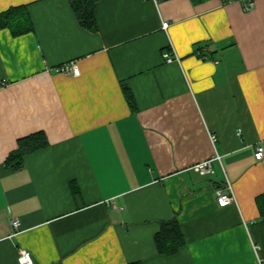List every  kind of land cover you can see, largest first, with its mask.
<instances>
[{
  "label": "crops",
  "instance_id": "obj_1",
  "mask_svg": "<svg viewBox=\"0 0 264 264\" xmlns=\"http://www.w3.org/2000/svg\"><path fill=\"white\" fill-rule=\"evenodd\" d=\"M70 1L0 0L34 26L0 30V264L21 248L34 264L264 258V0H99L96 31ZM38 131L49 144L8 164ZM216 155L213 174L193 169ZM227 180L237 203L220 206ZM175 217L186 244L166 256L155 235Z\"/></svg>",
  "mask_w": 264,
  "mask_h": 264
},
{
  "label": "trees",
  "instance_id": "obj_2",
  "mask_svg": "<svg viewBox=\"0 0 264 264\" xmlns=\"http://www.w3.org/2000/svg\"><path fill=\"white\" fill-rule=\"evenodd\" d=\"M99 0H71V6L80 24L91 30H98L96 18V5ZM206 0H192L198 4ZM10 29L15 36L26 34L34 30L33 22L25 5L12 6L0 12V30ZM205 44H199L196 51L204 59L210 58V54L203 52ZM127 99L132 109H135L134 97L130 91H126ZM49 144L48 137L44 131H38L18 140V147L9 156L7 163L19 167L27 154L45 148ZM261 218L264 220V193L256 198ZM157 249L160 254L172 256L179 252L180 248L186 244L185 235L181 229L178 218L161 222V228L155 235ZM131 264H142L133 262Z\"/></svg>",
  "mask_w": 264,
  "mask_h": 264
},
{
  "label": "built area",
  "instance_id": "obj_3",
  "mask_svg": "<svg viewBox=\"0 0 264 264\" xmlns=\"http://www.w3.org/2000/svg\"><path fill=\"white\" fill-rule=\"evenodd\" d=\"M153 1L158 2L160 0H153ZM253 6H254V3L250 2V4L246 6V9L250 10L252 9ZM162 26H163V29L167 30V28L170 26V22L163 21ZM163 56H164L165 61L167 62L179 60V58L174 53L173 49L169 51L167 50L164 51ZM59 70H62L67 73H73L74 75L80 74L79 67L72 63L64 65ZM212 140L214 142L216 141V137L214 135H212ZM255 155L258 160L263 159L264 158V147L259 145L257 147V151ZM216 159L220 160V156L216 155L215 157H212L210 159L197 163L193 166V169L201 175L213 174L214 173L213 162ZM216 197H217L218 204L220 206H227L230 204L237 203V199L233 192L232 185L228 180L224 187H219L216 189ZM12 225L14 226V229L18 231L20 230V227H21V221L18 218H15L12 221ZM260 248H261L260 245L254 244V250L256 253V257H257L255 264H264V258L260 255ZM18 261L20 264H34V258L31 252L25 248H21L19 250Z\"/></svg>",
  "mask_w": 264,
  "mask_h": 264
}]
</instances>
